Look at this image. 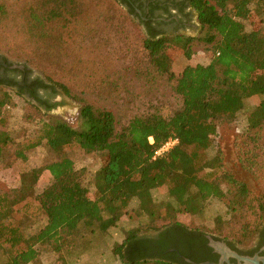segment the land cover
Segmentation results:
<instances>
[{
    "label": "trees",
    "instance_id": "1",
    "mask_svg": "<svg viewBox=\"0 0 264 264\" xmlns=\"http://www.w3.org/2000/svg\"><path fill=\"white\" fill-rule=\"evenodd\" d=\"M116 1L125 4L128 14L138 18L139 24L145 27L142 51L150 68L144 75L151 76L147 79L153 82L156 78L153 74L167 76L181 105L170 116L158 111L137 115L121 128L112 110L90 103L81 107V129L63 121L45 122L35 138L24 142L16 153L25 158L26 149L46 141L57 155V160L45 166L53 181L34 196L23 189H18L13 196L0 193V216L14 211L18 217L0 219L3 256L0 264H39L43 246L59 253L65 238L105 232L128 214L131 202L140 196L148 198L138 207L140 213L150 218V224L145 226L147 229L158 231L184 225L177 219L179 214H202L208 203L217 199L232 211L230 220L225 222L227 228L221 218H217L216 230L222 233L227 229L233 235V240H226L241 243L258 231L264 211V194L262 201L255 202L246 183L228 171L216 172L214 168L221 166L220 156L208 159L207 150L215 143L219 125L234 121L244 110L247 96L259 91L264 94V28L247 30V19L253 10L251 5L263 11L264 0H186L196 11L200 24L208 30L205 41L212 44V57L208 64H188L179 73L158 64L172 46V38L167 30L154 24L152 15L156 7L147 13L141 5L135 7L128 0ZM90 5L93 6L85 4V0H21L19 4L0 0V36L8 27L18 36H26L52 59L58 55L59 60L62 41L58 36H62L61 31L69 23L68 17L76 16L80 7ZM99 15L104 21L109 20L104 14ZM193 39L186 38L187 41ZM23 51L34 53L38 59L37 51ZM260 78L263 86L259 85ZM44 81L48 82V85L43 83L44 86L60 88L71 96V88L65 82L51 76H46ZM88 82L93 86L92 81ZM9 90L12 91L0 87V109L12 103ZM259 111V119L253 114L248 116L246 131L252 133V139L264 138L261 135L264 98ZM171 137H177L179 143L164 154L156 155ZM11 142L10 133L0 130V159ZM73 147L98 152L102 157V165L94 177L96 192L93 198L83 182L82 173L69 156L68 149ZM249 151L246 150L248 156L240 157V163L254 171L253 165L258 158L251 152L255 158L249 160ZM254 167L258 169V165ZM207 168L212 170L205 172ZM224 183L230 185L227 190L223 189ZM163 188L167 189L168 197L155 200L153 191ZM39 213L44 214L46 223L37 232L27 234L21 216L31 220ZM148 236L139 234V230L129 231L125 240L114 248V253L126 264L149 260L154 264H180L164 260L171 258L168 254L150 253L147 242L151 237Z\"/></svg>",
    "mask_w": 264,
    "mask_h": 264
},
{
    "label": "rangeland",
    "instance_id": "2",
    "mask_svg": "<svg viewBox=\"0 0 264 264\" xmlns=\"http://www.w3.org/2000/svg\"><path fill=\"white\" fill-rule=\"evenodd\" d=\"M2 1L19 4L21 0ZM87 3L93 6L80 7L76 16H69V23L61 31L62 36H58L62 41V46L58 49L62 53L59 54V60L58 55L52 59L44 54V50L38 49L34 42H29L26 36H18L8 27L5 34L0 36V52L7 58L26 64L43 79L51 76L57 81L65 82L72 91L69 96L62 89L50 86L57 103L47 111L36 108L25 98L9 90L12 103L0 109V130L10 133L12 142L4 149L0 159V193L13 196L18 189H23L28 195L34 196L51 184L53 177L45 166L57 160V155L46 141L35 148L26 149L25 158L18 157L16 150L21 149L24 142L34 139L45 122L63 121L81 129L83 120L80 110L84 103L112 110L120 128L131 118L153 111L170 116L181 105L179 96L168 84L167 76L153 74L156 76L153 82L147 79L151 76L144 75L150 66L142 51L145 27L139 24V19L128 14L126 5L116 0H85V4ZM187 4L189 16L180 15L181 23H184L178 28L169 25L166 29L171 35L172 46L158 60L161 67L171 68L176 73L188 64H208L212 57V44L205 41L208 30L200 24L197 13L189 2ZM251 7L253 10L247 19V30L264 28V10L256 9L253 4ZM100 13L109 20L104 21ZM55 37L57 36H53ZM187 37L194 39L187 41ZM18 43L23 47H19ZM24 49L37 51L38 59L34 57V53L30 55ZM56 64L59 65L56 67ZM88 81H92L93 86ZM258 82L263 86L262 78ZM263 98L264 94L260 91L247 96L244 110L234 121L219 125L215 143L207 150L208 159L220 156L221 166L214 170L221 174L228 171L246 183L255 202L262 201L264 194V138L252 139V133L247 134L246 130L249 114L260 118L259 105ZM261 135H264V129ZM247 148L251 150L249 160L255 158V154L258 158L253 165L254 171H249L240 163V157L246 154ZM251 152L255 154L252 155ZM68 153L76 169L82 173L83 182L93 198L96 192L95 173L103 161L100 153L77 147L68 149ZM255 165H258V169ZM210 170L212 168H207L205 172ZM229 186L224 183L223 189L227 190ZM152 197L162 201L168 197V191L164 188L154 190ZM147 200L146 196L134 199L128 208V214L105 232L65 238L59 253L49 246H43L39 264H126L114 253V248L125 240L127 233L139 230V234L148 235L155 232L145 228L150 224L149 216L138 211L139 205ZM231 216L232 211L226 203L213 199L202 214L183 213L177 219L190 228L233 240L232 233L227 229L222 233L216 230L218 217L227 228L225 222ZM2 218L15 220L18 217L14 211H10L1 215L0 219ZM20 221L27 234L31 235L44 226L46 218L43 213H39L31 220L21 216ZM263 221L264 211L258 229ZM256 233L236 244H250ZM2 257L0 251V259ZM136 264H154V261Z\"/></svg>",
    "mask_w": 264,
    "mask_h": 264
},
{
    "label": "flooded vegetation",
    "instance_id": "3",
    "mask_svg": "<svg viewBox=\"0 0 264 264\" xmlns=\"http://www.w3.org/2000/svg\"><path fill=\"white\" fill-rule=\"evenodd\" d=\"M135 7L143 6L147 13L155 6L152 19L161 29L166 30L169 25L178 28L182 25L180 15L189 16L188 2L186 0H128ZM141 13V10L137 8ZM42 83V84H41ZM43 77L35 74L29 66L24 63L11 61L0 52V87H8L18 96L25 98L38 105L41 109L51 110L48 105H55L53 89ZM41 101H47L43 104ZM149 235V236H148ZM151 237L147 242L150 253L155 255H169L171 258L164 260L180 264H245L235 256H228V261L223 260V255L217 251L212 241H222L240 256L264 257V221L258 229L250 244L240 245L228 241L220 236L209 234L204 230L190 228L185 225L170 226L148 234ZM159 259L160 257H156ZM262 263V261H260Z\"/></svg>",
    "mask_w": 264,
    "mask_h": 264
},
{
    "label": "water",
    "instance_id": "4",
    "mask_svg": "<svg viewBox=\"0 0 264 264\" xmlns=\"http://www.w3.org/2000/svg\"><path fill=\"white\" fill-rule=\"evenodd\" d=\"M212 244L214 246H216L217 251H219L222 255H223V260H227L228 261V256L232 255L237 257L239 260H244L245 264H264V257H248V256H240L238 255L236 252L232 251L225 242L222 241H212ZM260 261H262V263H260ZM206 264H224L223 261L221 260L220 263H211V262H207ZM232 264V263H229ZM239 264H243V263H239Z\"/></svg>",
    "mask_w": 264,
    "mask_h": 264
},
{
    "label": "built area",
    "instance_id": "5",
    "mask_svg": "<svg viewBox=\"0 0 264 264\" xmlns=\"http://www.w3.org/2000/svg\"><path fill=\"white\" fill-rule=\"evenodd\" d=\"M151 142L153 141V138H150ZM179 143V139L177 137H171L169 138L156 152V155H162L165 152L172 149L175 145Z\"/></svg>",
    "mask_w": 264,
    "mask_h": 264
}]
</instances>
